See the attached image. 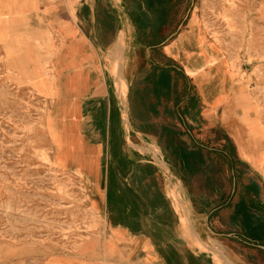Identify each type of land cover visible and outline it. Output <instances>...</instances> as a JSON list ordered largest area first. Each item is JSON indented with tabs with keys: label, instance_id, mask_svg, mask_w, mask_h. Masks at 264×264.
Listing matches in <instances>:
<instances>
[{
	"label": "crops",
	"instance_id": "0c3cea01",
	"mask_svg": "<svg viewBox=\"0 0 264 264\" xmlns=\"http://www.w3.org/2000/svg\"><path fill=\"white\" fill-rule=\"evenodd\" d=\"M10 4L57 39L52 160L87 183L103 248L136 264H264V0L238 12L239 71L202 0Z\"/></svg>",
	"mask_w": 264,
	"mask_h": 264
},
{
	"label": "rangeland",
	"instance_id": "374dc122",
	"mask_svg": "<svg viewBox=\"0 0 264 264\" xmlns=\"http://www.w3.org/2000/svg\"><path fill=\"white\" fill-rule=\"evenodd\" d=\"M12 1L0 0V264H136L137 255L103 248L105 217L87 183L52 160L46 119L64 96L51 100L43 84L58 80L57 39L27 29L6 6ZM202 2L208 28L232 46L239 71L244 21L238 12L249 0ZM88 235L97 246L87 254Z\"/></svg>",
	"mask_w": 264,
	"mask_h": 264
},
{
	"label": "built area",
	"instance_id": "2783aa9c",
	"mask_svg": "<svg viewBox=\"0 0 264 264\" xmlns=\"http://www.w3.org/2000/svg\"><path fill=\"white\" fill-rule=\"evenodd\" d=\"M157 159H159V157H157Z\"/></svg>",
	"mask_w": 264,
	"mask_h": 264
},
{
	"label": "bare ground",
	"instance_id": "6f19581e",
	"mask_svg": "<svg viewBox=\"0 0 264 264\" xmlns=\"http://www.w3.org/2000/svg\"><path fill=\"white\" fill-rule=\"evenodd\" d=\"M54 164V163H53ZM63 222V221H62Z\"/></svg>",
	"mask_w": 264,
	"mask_h": 264
}]
</instances>
